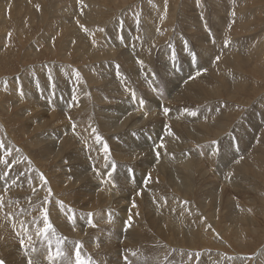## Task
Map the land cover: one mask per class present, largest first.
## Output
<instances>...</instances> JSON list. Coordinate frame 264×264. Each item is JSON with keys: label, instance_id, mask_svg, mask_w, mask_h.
Listing matches in <instances>:
<instances>
[{"label": "bare ground", "instance_id": "bare-ground-1", "mask_svg": "<svg viewBox=\"0 0 264 264\" xmlns=\"http://www.w3.org/2000/svg\"><path fill=\"white\" fill-rule=\"evenodd\" d=\"M110 3L118 14L131 0H0L1 46L11 45L17 29L21 45L32 39L34 46L53 54L59 49L63 57L54 60L61 65H42V72L37 65L24 67L16 78L0 76V142L5 145L0 161L2 152L14 153L5 139L10 138L7 121L17 117L16 110L27 116L18 121L19 129L33 139L27 146L11 140L21 146L22 162L16 153L9 155L5 169L0 162L3 209L13 211L4 215L0 209V258L6 264H27L20 239L32 255L23 231L43 227L40 209L26 212L37 204L48 209L56 234L65 239L69 259L56 264L74 261L77 242L93 264H126L125 257L127 264H264V100L236 125L239 113L231 104V98L253 89L254 78L264 85V66L256 65L264 60L262 5L258 0H224L218 6L207 0H141L114 19ZM188 10L192 16L187 19ZM183 19L196 57L191 72L182 70L177 82L158 53L167 43L170 51L176 44L181 52L175 37ZM33 26L43 28L44 41L36 39L39 35L31 38ZM39 52L30 54L32 60ZM94 59L100 63L97 73ZM148 86L155 93L161 86L169 103L149 94ZM69 93L72 100L66 102ZM91 127L110 146L116 188L104 182L111 167H103ZM214 140L219 143L216 155ZM190 144L206 150L203 159L220 183H201L207 168ZM157 151L163 153L160 158ZM135 179L139 188H132ZM49 189L52 195L45 203ZM259 202L260 215L254 209ZM68 208L74 210V224ZM128 216L132 224L125 231ZM205 249L217 251L200 253ZM46 255L47 243L37 250L38 264H48Z\"/></svg>", "mask_w": 264, "mask_h": 264}, {"label": "rangeland", "instance_id": "rangeland-1", "mask_svg": "<svg viewBox=\"0 0 264 264\" xmlns=\"http://www.w3.org/2000/svg\"><path fill=\"white\" fill-rule=\"evenodd\" d=\"M140 2H141V0H131V3H130L131 5H129L128 9H130L131 6L140 5L141 4ZM223 2H224V0H207V5L218 6V5H221ZM258 3H260L262 5V8H261L262 10L261 11H262V13H264V0H258ZM114 7L116 8V5L113 4V3H110V8L113 10V12L115 11ZM246 7H248L249 9L252 10V8L250 7V4L249 5L246 4ZM128 9H125L124 11H121V12H125ZM188 11L189 12H188L187 17H186L187 19H188V17L192 16L191 13H190V10H188ZM121 12L119 11L118 14H117V11L114 12V13H111V16L113 15L114 16L113 18L115 19L116 16L118 17L121 14ZM192 12H194V10ZM219 13H220L222 18H224V16L226 15L225 13H222V12H219ZM131 17H132V15H131ZM122 19L125 20L124 17ZM185 23H186V20L183 19V23L181 22V25H183V27L176 29V31L179 32V33L176 34L175 40H176V43L177 42L180 43L181 52L179 51V49H178L176 44H174L173 50L170 51L168 43H167V44L163 45L162 49L158 53L161 62L166 67L168 72L169 73L173 72L174 75H175V77L173 79H171V80L172 81H177V82H179V80L182 78L178 74L182 70H184L186 73L187 72H191L189 70H191L192 64L195 63V58L192 55L193 52H194V40H193L192 35L188 34L186 32L187 30H186V27H185ZM107 25L108 24H106V26ZM33 27H32V37L31 38H33L36 35H39L36 39L37 40H43V38L41 36V32H42L43 28L39 29V27L38 28L35 27V26H33ZM179 30H182V31H179ZM14 31H15V34L13 36V42L10 43L11 45H9V44L8 45L4 44L3 46L0 45V63H1L0 64V72H1L0 76L4 75L6 77H14V78H16L17 75H20L21 72H23V70L28 68V67L37 66V65H39V66L41 65L42 66L45 63H52L53 66L56 65V64H60L58 61L56 62L54 60L59 58V56H61L60 57L61 60L63 59L62 54H60V53H62V51H60L58 49L56 51V53L53 54L51 51L43 49L44 47H40L39 48L37 46H34L33 44L36 41L32 42V39L26 41L25 43H22V45H21L19 43L17 29H14ZM36 31H37V33H36ZM219 42H221V40H219ZM148 44H150V43H148ZM39 50H41V52H39L37 54V57L32 60L33 56H31L30 54H32L33 52H37ZM186 53H189V55H186ZM216 56H218V55H216ZM6 57H7V59H4ZM94 62L96 63V66L93 68V71H94V73H97L100 70V63H99L98 59H94ZM70 65H72V64H70ZM256 65L258 67L264 66V60L259 62V63L257 62ZM24 67H26V68H24ZM43 69L44 68L42 66L41 72L43 71ZM44 75H46V74H44ZM190 76H191V74H189L188 77H190ZM184 80H185V78H184ZM252 86H253V89L252 90H248L246 94H238L234 98H231V104H232V106L235 107L233 109V111L236 112V113H239L238 117L234 118V122H235L234 125L237 124L236 123L237 120L238 121L248 120L247 117H249V116L247 115L248 114L247 111H249L251 108H253V107L257 106V105L260 106L261 105V100H264L263 99L264 98L263 97L264 96V85H261V80L258 79V78H254ZM161 89H162L161 86H159V91H157L155 93L154 92L155 90L151 89V87L148 86L147 87V92L149 94H151L152 96H154L156 99L160 98L159 101L161 100L164 103L168 104L169 101H170L169 97L166 96V99H164L165 96L163 94H161V92H162ZM6 91H8V90H6ZM155 95H158V96H155ZM51 98L56 99L57 97L56 96L53 97V95H51ZM68 100L69 101L72 100L71 93H69V96L66 98L65 101L67 102ZM165 100H167V102H165ZM13 104L14 103L11 102V105H13ZM163 106H164V108L166 107L165 105H163ZM261 110H259L260 113H261ZM22 112H23V110H21V111L20 110H16L15 114L17 115V117H14L15 119H13L12 121H7V126H6V132L7 133L6 134L10 138H6L5 139V140H7L8 142H10L12 144V151L14 153L18 154V156H20L21 162L23 161V157H21V155L23 153H22V151L19 148H17V146L18 147H21L20 145L27 146V145H29L30 141L33 140L32 138L29 137L27 130L19 129L20 128L19 127L20 124L18 123V121L27 119V116L26 115H22ZM2 116H6L7 117V115H5V114H1V117ZM164 117H165V114L161 113V116L159 118L164 122V121L167 120V118L166 117L164 118ZM243 117H244V119H243ZM147 139H149V138H147ZM11 140L17 142L20 145L17 144V146H16ZM200 146L198 144H190L189 147L194 149L195 152L198 154V157H200L199 159L203 161L202 162V167H204V170H206V168H207L206 177L203 178L201 183L207 184L210 181L220 183V180L217 177H215V174H213L214 173L213 170L211 171V168H210L211 166H210V163L208 162L209 160L206 161L205 159H203V158L207 159L208 155H207L206 150H203L202 147H200ZM149 148L153 149V147H149ZM210 149H212V145H210ZM14 153L11 152L10 154H12L15 157H18ZM2 154H4V160H7V162H8L9 161V155H6L4 152H2ZM162 154L163 153H160V155H162ZM160 155H159V158L161 157ZM218 160L219 159H217L216 161L218 162ZM7 166H8V163L7 164L4 163V164L1 165V169L3 170ZM135 176H137V175H135ZM110 181L113 184V186L116 188L117 186H116L115 182L112 179ZM141 181H142L143 184L146 183V182L143 181V178L141 179ZM135 182L138 183V184L136 186H133L132 188H139L140 187V183H139L140 181L135 179ZM223 188H224V192L225 193L231 192L227 188H225V187H223ZM16 197H17L16 194H14L13 198H12V204H14V201L16 200ZM240 199H242V198L240 197ZM167 201H169V199H166V202ZM155 203L158 204V200H155ZM258 204L261 205V206H259ZM260 207H262V203H260V202L257 203L255 205V207H254L255 213H258L259 215H260V213H259ZM37 209L41 210L42 207L37 205V204H31L30 206H28L26 208V212H35ZM2 211H3L4 215L8 214V213H13V211L11 209H2ZM128 217H124L123 218V220L124 219L126 220V223H125L124 228H123V230H125V231L127 230V218ZM256 218L260 219L261 217H256ZM35 222H37V221H35ZM35 233H36V231L35 232L31 231L28 234V235H31L33 237V239L36 240V245L34 243H32L30 245V249H31V247L34 246L37 250H41L42 246L46 245L47 242L42 240L41 238H37ZM107 233H108V231H107ZM49 235H51V234H49ZM261 245H262V243H261ZM172 246H174V245H172ZM21 249H22L23 252H25L26 250L28 251L27 247H21ZM199 251L202 254H214V252L217 251V250H215V249L214 250L213 249H205L204 251H201V250H199ZM263 252H264V250H263ZM261 258L263 259V256ZM0 259H2V258H0ZM3 261L5 262V264L7 263L5 260H3ZM261 261L262 260H260V262Z\"/></svg>", "mask_w": 264, "mask_h": 264}, {"label": "snow or ice", "instance_id": "snow-or-ice-1", "mask_svg": "<svg viewBox=\"0 0 264 264\" xmlns=\"http://www.w3.org/2000/svg\"><path fill=\"white\" fill-rule=\"evenodd\" d=\"M233 15H235L234 12H233ZM228 43H229L228 41H225V46H227ZM192 55L194 58L196 57V54L194 52ZM217 59H219V57H217ZM138 63H143V62L138 61ZM76 75H77V78H79L78 72ZM200 75H201V72L197 71L196 76H200ZM192 79H195V77H192ZM132 98L134 100L136 99L134 93L132 94ZM75 99H76V97H75V95H73V100H75ZM139 103H140L141 108H143L144 101L141 99L139 101ZM163 111L165 114H168L170 110H169V108L165 107L163 109ZM191 115L195 116L196 113L192 112ZM75 129H76V126L73 125L74 133H75ZM91 135L94 137V143L96 145H100L99 151L102 153L103 158H104L103 167L104 168H109V166L111 167V171H109L107 173L109 180L104 181L105 183H107L111 180V177H112L113 173L115 172L117 165L110 158V146H109V144L106 142L104 137H102L99 134L97 128L91 127ZM168 135H172V132L170 130L168 132ZM212 144L214 146L212 154L216 155L219 152V143H218V141L214 140V141H212ZM159 147H163V144H161ZM3 148H5V145L2 142H0V149H3ZM10 153H11V150H7L5 154L10 155ZM156 155H157V158H159L160 153L157 151ZM0 162H3L5 164L8 163L7 160H3ZM237 163H239V160L237 161ZM93 171L96 172L97 176L101 175L100 171L98 169H96L95 167L93 168ZM130 171H133V173H134V170H130ZM39 179L45 186H47V181H46V178L44 177L43 174H40ZM51 195H52L51 189H49L48 195L45 197V200H44L45 203L49 202V198L51 197ZM59 206L62 209L64 208V204L62 201L59 202ZM3 207H4L3 198L0 197V209H3ZM135 207H136V204L133 203V208H135ZM67 211L69 213L68 220L74 224L76 221L74 210L71 208H68ZM41 212H42L43 227L37 228L35 235L37 236V238H41L42 240L47 242L46 259L48 261V264H56L57 261L68 260L69 259L68 255L64 249L65 239L56 234L54 226L49 220L48 209L42 208ZM9 215H11V214L9 213ZM109 220L111 221V217H109ZM88 222H89V224H92L91 214H89ZM131 224H132V216H129L128 221H127V227H131ZM21 226L23 227V222H21ZM93 226H95V225H93ZM14 227H15V225H14ZM49 234H51V235H49ZM17 235H21V233H17ZM23 236L27 237V243H28V245H31L33 237L31 235H28L27 228H24ZM53 238H55V251H53V249H52V239ZM20 245H21V247H25L26 240L24 238L20 239ZM81 249H82V245L79 242H77L75 245V250H74V261H70L69 264H93L90 257H88V258L83 257ZM31 253H32V255H29L28 251L27 250L25 251V255L28 256L27 264H38V261L35 258L36 254H37V249L34 246L31 247ZM125 260H126V264H127V257H125ZM0 264H5V262L2 259H0Z\"/></svg>", "mask_w": 264, "mask_h": 264}]
</instances>
